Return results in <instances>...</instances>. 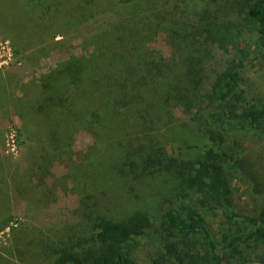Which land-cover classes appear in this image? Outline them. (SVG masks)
I'll return each instance as SVG.
<instances>
[{
	"label": "trees",
	"instance_id": "trees-1",
	"mask_svg": "<svg viewBox=\"0 0 264 264\" xmlns=\"http://www.w3.org/2000/svg\"><path fill=\"white\" fill-rule=\"evenodd\" d=\"M20 3L27 23L9 27L0 13V30L21 49L110 20L85 33V54L35 80L19 101L27 112L16 111L27 147L31 142L27 177L46 182L57 164L64 165L69 173L61 186L67 192L71 184L85 195L77 215L90 239L63 235L49 264H140V258L151 264H231L238 257L247 264L243 255L264 244V209L241 214L234 206L230 173L242 162L231 153L227 131L232 124L258 130L264 122V101L248 108L246 76L247 36L255 35L264 48V0ZM163 34L172 44L169 58L152 48ZM215 48L222 60L210 78ZM38 56L28 61L36 65ZM12 74L18 76L0 71V121L14 118L16 90L6 80ZM79 132L97 144L86 162L71 149ZM0 156L7 166H0V211L17 200L39 204L42 198L34 199L37 192L23 176L25 166ZM42 186L45 198H54L58 184ZM212 214L228 225L238 222L236 231L227 229L224 243L207 222ZM28 230L15 236L23 257L32 244L43 247Z\"/></svg>",
	"mask_w": 264,
	"mask_h": 264
},
{
	"label": "rangeland",
	"instance_id": "rangeland-1",
	"mask_svg": "<svg viewBox=\"0 0 264 264\" xmlns=\"http://www.w3.org/2000/svg\"><path fill=\"white\" fill-rule=\"evenodd\" d=\"M182 9L185 8L182 5ZM0 13L5 17L9 27L26 24L28 17L26 10L21 5L20 0H0ZM179 13V11H178ZM110 21V20H109ZM106 19L96 23H85L84 28H78L70 35H57V37H49L45 45L34 47L35 45L24 46L26 49H21L23 46L16 45L11 35L5 34L0 30V71H14L18 74L7 76L6 80L13 82V90L15 92V106H13L14 118L12 122L8 120L0 121V129H2L1 138L3 146L0 150V155L5 153L6 157L13 160L14 165L23 164L27 172V164L32 159L27 147V142L22 138L19 130L24 126L23 120L19 116L27 112V109H20L23 97L27 94L31 84L39 79L42 74L47 73L50 69L55 68L58 64L66 60L72 55L82 56L85 54L86 48H82V44L86 40L85 33H92L95 30L102 29L104 25L109 23ZM58 32L57 30H55ZM247 88L250 89L251 96L249 98V109H257V105L264 101V48L255 35L247 36ZM42 53V48H46ZM152 48L158 50L167 58L171 57L173 48L168 35L158 37ZM214 57L211 65L208 66V75L213 77V72L217 70V61L222 60V54L214 49ZM39 55L36 58V65L28 61L29 58ZM217 58V59H216ZM216 59V60H215ZM211 81V80H210ZM16 111H19L17 114ZM12 112V113H13ZM181 116V113H178ZM3 117V116H2ZM228 132L230 140V148L232 155H236L242 164L231 175L232 185L234 186V206L238 213H251L260 209H264V122L258 130L246 128L242 124H232ZM72 148L75 153L79 154V160L86 162L91 149L97 148L96 140L92 135L84 132L76 133L71 141ZM176 146L173 143V147ZM31 151V150H30ZM28 153V154H26ZM28 156V157H27ZM93 157V155H89ZM0 156V166L2 169L7 167ZM31 164V163H30ZM53 174L46 180L48 184H58V190L54 194V198L47 200L46 192L42 188V184H47L42 176L26 177L30 183L31 192L36 191V198H42L41 202L36 206H31V200H17L13 202L11 209L5 207L0 211V264H49L50 250L53 252L60 247L63 241V235L70 234L71 239L84 237L90 239L87 229L82 225L79 216L80 207L85 195L74 192L71 184L67 187L66 192L64 187L63 175L68 172L64 171L65 166L57 164ZM4 180V178H0ZM49 189V188H48ZM6 204V203H4ZM77 212V213H76ZM76 213V215H75ZM208 224L211 226V231L214 237L220 243H224L223 236L229 234L228 228L234 229L232 225L224 223L223 217L218 214H212L206 217ZM29 229L28 234L34 239L41 238L43 243L38 249L36 245L30 246V251L23 257L15 248V236L20 231ZM225 229V231H223ZM235 230V229H234ZM236 231V230H235ZM70 243H73L72 241ZM223 245V244H222ZM36 249V250H35ZM49 249V250H48ZM247 264H264V244H260L256 249L247 252ZM140 264H151V261L146 258L139 259ZM231 261V264H243V261L236 258V261Z\"/></svg>",
	"mask_w": 264,
	"mask_h": 264
}]
</instances>
